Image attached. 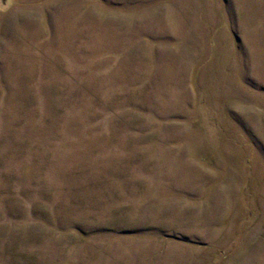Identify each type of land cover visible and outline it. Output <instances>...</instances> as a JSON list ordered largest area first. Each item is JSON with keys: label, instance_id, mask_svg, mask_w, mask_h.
Here are the masks:
<instances>
[{"label": "rangeland", "instance_id": "374dc122", "mask_svg": "<svg viewBox=\"0 0 264 264\" xmlns=\"http://www.w3.org/2000/svg\"><path fill=\"white\" fill-rule=\"evenodd\" d=\"M0 264H264V0H0Z\"/></svg>", "mask_w": 264, "mask_h": 264}]
</instances>
